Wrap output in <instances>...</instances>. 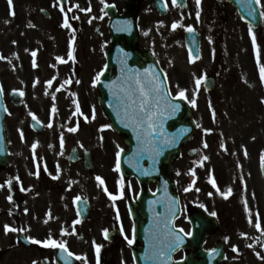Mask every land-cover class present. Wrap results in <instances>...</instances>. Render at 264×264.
<instances>
[{
    "label": "flooded vegetation",
    "instance_id": "flooded-vegetation-1",
    "mask_svg": "<svg viewBox=\"0 0 264 264\" xmlns=\"http://www.w3.org/2000/svg\"><path fill=\"white\" fill-rule=\"evenodd\" d=\"M167 6L171 0H166ZM264 6V0H261ZM151 0H140V28L145 32H154V17L160 22L165 17L151 15L154 9ZM115 5L119 12L126 9L125 0H66L62 4L59 0H8L1 1L3 9L2 25V72L1 80L8 107V124L14 125V130L19 131L18 123L23 121L27 113L24 106L15 107L10 102L11 94L24 95L19 98L28 102L29 109L40 116L45 130L36 133L24 126L26 138H37L39 146L36 149L37 160L34 161L32 152L27 157H12V162L5 169L0 170V264H8L9 242L15 245V236L9 237L4 232V225L23 228L17 231L29 238L41 241L51 236L58 241H65L67 248L76 256H85L86 260H76L78 264H96V251L93 242L101 245L100 264H136L132 250L138 245L133 237L134 219L130 213V203L138 199L141 186L132 177H124L113 169L115 153L107 157L111 160L108 166L99 163L93 149L99 148L100 140L89 144L88 131L83 126L80 115H74L71 109L70 96L85 100L84 85L92 79L88 73V64L96 68L93 79L99 75L105 65V45L99 48H89L90 20L96 23L93 34L102 37L105 29L106 5ZM79 5L76 8L75 5ZM61 5L65 12L60 11ZM146 9L143 10L144 7ZM170 7V6H169ZM71 8V11L68 9ZM90 11H81L88 9ZM143 11V13H142ZM195 0H187L184 7L175 6L168 12L169 24L177 22L184 27L176 32L185 39V29L191 25L201 38V48H208V57L198 66V73L206 70L207 77H212L214 89L206 93L207 96L228 100L239 90L249 91L248 73L257 75L259 87L254 89L263 93V84L259 76V65L253 61L249 67L247 61L227 59V54L242 58L247 53V48H253L249 39V24L242 20L229 3L216 0H201L200 18H196ZM14 12V15L12 13ZM67 14L71 28L62 27L64 15ZM78 17V19H73ZM101 17H103L101 19ZM97 21V22H96ZM264 22V21H263ZM30 25H34L30 26ZM164 29V28H163ZM262 40L257 48H264V24L258 30ZM41 35L44 38L41 41ZM154 36V35H153ZM73 39V57H68L69 41ZM141 48H170L173 39L167 46L154 43V37L149 34L142 37ZM15 41V43H14ZM108 48V47H107ZM235 48V49H233ZM27 49V51H26ZM96 49V54L92 51ZM36 51L38 67L33 68L31 52ZM63 57L66 63H60L56 57ZM162 58L165 54H161ZM199 62V61H198ZM261 65L264 61H259ZM200 63V62H199ZM163 65V64H162ZM178 78L181 89H188L186 73ZM244 76V77H243ZM53 80L49 87L45 82ZM39 81L35 83V81ZM65 80L71 83L64 85L56 91ZM14 90L15 93H14ZM217 94L215 95L216 91ZM80 92V94L78 93ZM53 94L55 100L52 99ZM45 101L47 108L41 110L40 102ZM85 101L80 103V109L86 113ZM55 104L56 113L51 112V105ZM14 116L12 121L8 119ZM50 116H53L51 118ZM77 119H74L75 117ZM73 120L78 125V131L69 132ZM51 123V128L47 125ZM211 129L196 127L194 134L187 144H184L178 155L173 159L171 177L174 181L176 192L180 198L182 210L176 220V227L185 233H192V216L196 212H205L210 217L212 229L207 232L204 239V248L211 250L222 245L225 258L219 264H264V172L262 171L261 156L264 155V126L244 125L245 134L235 136L233 140H226V136L215 135ZM64 138V146L60 147V137ZM15 134H12L14 138ZM255 137V139H253ZM118 141L125 144V136L117 133ZM207 141L211 146V156L208 164V173L202 172L201 157L185 159V150L200 145ZM51 145V147H50ZM91 145V146H90ZM96 145V146H95ZM189 145V146H188ZM223 145V147H221ZM187 146V147H186ZM76 148V151L73 148ZM91 149L92 168L86 166V154ZM245 150L247 155H245ZM75 151V153H73ZM111 151L113 148L111 147ZM62 153V154H61ZM112 156V157H111ZM75 157V161L73 158ZM36 163L41 165L39 176L36 172ZM204 163V162H203ZM46 165V168H45ZM59 166V171L57 170ZM1 169V168H0ZM195 171V177L191 171ZM92 172V177L89 173ZM58 176V179H53ZM100 176L105 181L107 191L117 195L120 191L117 180L123 177V198L111 200L102 186H98L95 177ZM208 176V177H206ZM19 177V180L16 178ZM214 177L219 191L213 188L209 180ZM195 179V184L193 180ZM11 180V185L8 181ZM191 186V187H190ZM154 187L150 182L147 188ZM190 190L185 192V188ZM232 188V194L227 199L222 193ZM24 190H21V189ZM199 189V191H197ZM211 193V195H209ZM11 195L10 202L7 197ZM79 195L84 200H89L91 211L88 219H83L77 212L74 197ZM204 205V207H200ZM28 211L25 213L24 209ZM247 209V211H246ZM215 212L216 215H211ZM11 213V214H10ZM51 214L49 218L48 214ZM117 213L119 220H117ZM259 217L261 229L254 225ZM81 222L74 225V221ZM249 219L252 223H249ZM47 221V223H45ZM121 228L123 229L121 231ZM62 229L64 233H62ZM108 229V239L104 238L103 230ZM244 235H241V234ZM189 236V235H187ZM128 239H134L129 245ZM225 237L228 240H225ZM251 245V247H248ZM233 246L238 251L234 252ZM21 253L17 264H56V251L46 248L42 244L33 247H24L18 244ZM16 250V249H15ZM188 250H180L175 259H183ZM6 254V257H5Z\"/></svg>",
    "mask_w": 264,
    "mask_h": 264
},
{
    "label": "snow or ice",
    "instance_id": "snow-or-ice-1",
    "mask_svg": "<svg viewBox=\"0 0 264 264\" xmlns=\"http://www.w3.org/2000/svg\"><path fill=\"white\" fill-rule=\"evenodd\" d=\"M101 2H103V0H101ZM172 5L173 6H178V0H171ZM9 6H12V0H8ZM196 3V7H197V11H196V18L197 20H199L200 18V6H201V0H195ZM255 3L257 5H260L261 0H255ZM252 0H247V7H248V15L249 16H253L255 13V9L252 8ZM76 8H79V5H75ZM164 7L167 8V4H164ZM72 9L69 8L68 11H71ZM81 11H90L91 9H80ZM60 11L62 13L65 12L64 6L61 5L60 7ZM12 15H14V12L12 13ZM261 17H264V11H262L260 13ZM103 17H101L102 19ZM73 19H78V17H73ZM91 22V21H90ZM33 26L34 25H30ZM62 27L64 28H71V24L69 23L68 20V16L67 14L64 15L63 18V24ZM180 27H184L182 24L177 23V22H173L171 25V29L173 31H175L177 28ZM188 33H193L195 31V29L189 25L186 27L185 29ZM146 34V33H145ZM249 35L252 38V44H253V48L257 49V63L259 65V75H260V80L262 83H264V65H261L259 62V50L257 48V44H256V36L252 30L251 25H249ZM73 40L69 41V52H68V57L69 58H74L73 57ZM15 43V41H14ZM27 51V49H26ZM31 56H32V66L33 68L38 67L37 61H36V56H37V52L36 51H32L31 52ZM0 59H4L3 56H0ZM56 60L60 63H66L67 61L64 60L63 57H56ZM189 62H195V58L192 56L191 50L189 51ZM122 71L128 72L130 73L124 80L123 82V86L120 87L119 93H114V95L118 96V103L123 107V117L122 120L126 121L124 126L125 127H132L134 131L137 132V139L142 141V143L145 145L144 150L145 151H150L153 156H160L163 153V150L165 147H168L172 144L175 143V139L174 138H168L166 136V134L164 133V129H163V119L165 117L166 112H175L178 109V105L172 104L169 101V96L171 95V93H167L164 91V87H163V82L160 80L159 75L155 72H153L151 69H144V72L141 74L138 71L134 74H132V70L131 69H127L126 66H124L122 68ZM100 79V76L97 75L96 78L93 80V84L95 85ZM166 79V77H165ZM206 79V77L204 76H200L198 78L195 79V85L197 90L199 89L200 85L204 82V80ZM39 81H35L34 82V86L35 83H38ZM49 87H51L53 85V80H48L45 82ZM71 83L70 80H65L63 84L60 85L59 88H56V91H60L61 89L64 88V85ZM16 90H14L15 93ZM186 89H182L179 90L178 92V96L180 98H184L186 99ZM3 93V88L2 86H0V94ZM21 97L24 95L23 91H20L18 93ZM55 95L53 94L52 99L55 100ZM262 103H264V99H262L261 101ZM74 104H76V108H75V112L73 113L74 115H80L83 116L85 120H88L87 116H84L83 112L80 109V106L78 104V102L73 101ZM191 105L192 107H196V100L192 99L191 100ZM57 109L55 107V104H53V107L51 109V112L54 114L56 113ZM29 115H31L32 119L34 121H38L37 117L35 114L33 113H29ZM213 118H215V112L213 111ZM92 119H95V109L93 108L92 110ZM53 125L51 123H49L47 125V127L51 128ZM111 125H104L101 127L100 131H103L105 128H110ZM197 127L199 128L200 125L197 124ZM69 132H76L78 131V125L77 127H71L68 129ZM182 131H187V130H182ZM206 132H210V129L205 130ZM20 136L21 139H24V134L23 131H20ZM253 139H255V137H253ZM39 146V142L35 141L32 143L31 145V150L33 153V159L34 161L37 160V156H36V149ZM64 146V138L61 135L60 137V147L63 148ZM51 147V145H50ZM204 147L207 148L208 144L207 142H204ZM221 147H223V145H221ZM121 151L122 150H118L116 152V164H115V168L114 171L117 173H120V155H121ZM62 154V153H61ZM245 155H247V151L245 150ZM209 159L208 156H203L202 160H201V165L203 164V161H207ZM261 160L262 163H264V155L261 156ZM36 172L34 173V175H36L37 177L39 176V172H40V167L41 165L39 163H36ZM46 168V165H45ZM57 170L59 171V166H57ZM191 171V175L193 177H195V171L194 170H190ZM145 175H147L148 173L145 172ZM53 179H58V176H53ZM17 180H19V177L16 178ZM95 179L98 182V186H102L104 188V191L107 193V195L109 196V198L113 201L117 200V199H122L123 198V177L121 176L120 179L117 180V185L118 188L120 189L119 193L117 195H114L110 192L107 191V187L105 186V181L103 180L102 177L97 176L95 177ZM11 180L8 181V184L11 185ZM193 184H195V179L192 182ZM209 183L212 185L213 188H216L217 191H219L218 185L216 183V180L214 177H212L209 180ZM0 187H3L2 185H0ZM191 187V186H190ZM189 188H185L184 191L187 192L190 190ZM21 190H24L23 188ZM197 191H199V189H197ZM232 194V188L229 187L227 188L222 195L224 196L225 199L228 198L229 195ZM209 195H211V193H209ZM7 199L11 202L12 201V196L9 195L7 197ZM74 199V203L75 202H79L82 200V197H80L79 195H77L76 197L73 198ZM200 207H204V205H200ZM25 213H27L28 209L25 208L24 209ZM247 211V209H246ZM169 212L171 213L172 210L169 209ZM11 214V213H10ZM49 218H51V214L49 213ZM211 215L215 216L216 213L212 212ZM117 220H119V214L117 213ZM81 221L79 219H77L76 221H74V225L80 223ZM45 223H47V221H45ZM249 223H252V220L249 219ZM254 227L257 230H262L261 229V223L259 221V217L257 216L256 222ZM164 228H165V233H164V237L163 240L161 241V247L158 248L157 250H155L154 252H152V254L148 257L149 259H156L159 260L161 262V264H164V261L170 259V254L171 252H174L177 248H179V246L184 242V235H191V233H185L183 229H180L179 232H176L173 230V228L171 227V220L168 217L164 218ZM123 229L121 228V231ZM23 232L25 231V229L20 228H14L11 227L7 224L4 225V232L5 234L9 233V232ZM62 233L63 234H67L63 232L62 229ZM180 233H183L184 235H181ZM103 235L105 239H108L109 236V232L108 229H104L103 230ZM241 235H244L243 233ZM125 239H127V242L129 245H132L134 243V239H128L127 237H125ZM225 240L227 241L228 238L225 237ZM31 242L34 244H42L44 247L46 248H52V249H61L64 252L67 253V256L65 257V259H67L68 257H72L74 255V253H72L71 251L68 250L67 248V243L65 241H58L56 239H54L51 234L48 236L47 239L41 241L39 239H35L32 238ZM94 244V248L96 251V264H100V250H101V245L96 244L95 242H93ZM248 247H251V245H248ZM234 252L238 251V249L233 246L232 249ZM216 250L213 249L211 250V252H215ZM257 256L260 257V259H264V256H260L259 253H257ZM77 260H86L85 256H76L75 257ZM33 264H37L36 261H33Z\"/></svg>",
    "mask_w": 264,
    "mask_h": 264
},
{
    "label": "water",
    "instance_id": "water-1",
    "mask_svg": "<svg viewBox=\"0 0 264 264\" xmlns=\"http://www.w3.org/2000/svg\"><path fill=\"white\" fill-rule=\"evenodd\" d=\"M232 3L236 4L239 9V13L243 15L245 19H247L250 23L256 25L260 22V12L257 9V5L255 0H252V8L255 9V13L253 16L248 15V7H247V0H232ZM110 30L113 37V44L114 48L110 50L111 52L108 54V65L107 68L110 69L114 67L116 70V75L114 76L115 83L118 85L123 86V82L125 78L130 74L128 72L122 71L124 66L127 69L132 70V74L136 73H143L144 69H151L153 72L159 75L160 80L163 82L164 91L168 93L166 81L164 80V76L162 75L158 65L152 59L149 54L143 53L134 47L136 41V29L135 28V18L132 14H127L122 18L115 16L113 13V20L110 24ZM108 75L105 77V80L108 79ZM108 83L107 81H105ZM104 91V97L101 99L102 104L105 105L107 110V114L112 119L115 125V116L111 114L109 111L110 107L113 102L110 98H108L107 93ZM108 92V91H107ZM169 101L172 104L178 105V109L173 112H167L165 114V118L168 116L171 118L169 120V134L172 135H179L178 143L182 142V140H186L190 135L193 129V123L190 120V110L187 105L179 99H172L169 96ZM5 117V107L3 103L2 94H0V164L4 163L6 160V152H5V143H4V118ZM164 125V123H163ZM187 130V131H182ZM130 148L132 149L133 144L130 142ZM139 150V147H134L132 152L127 155V157H135L136 152ZM145 151V150H144ZM172 152H176L173 150V145H170V149L168 155L164 157L162 153L160 156H153L150 151H145L142 160L138 162H130V159H126L127 157L122 158V168L124 171L133 173L137 175V177L141 180V182H147L149 179H153L157 181V192L155 194L145 193L142 195V205L140 208H135V214L137 220L139 221L137 233L139 238L146 241L148 240V246L145 248H141L137 252V261L139 264H161L159 260L156 259H149L148 257L160 248L161 241L163 237L161 236V230L164 228V218L168 217L171 220V227L173 228V222L176 218L177 214L180 211L179 208V201L174 194V188L169 180L168 175L166 174V168L164 166V162L170 160V155L173 154ZM148 162L146 166L144 161ZM147 172L148 174L145 175L144 173ZM169 209L172 212H169ZM140 210V211H139ZM206 216L203 214H196L193 218V225H194V237L191 240L184 241L181 245H187L188 247L196 246L198 247L197 253H200L203 256L201 261H197L195 259H189V264H215V261L209 253H206L202 250V239L205 230L207 229L208 224L206 220ZM149 223L151 227L158 226L160 227L158 231L159 239H151L148 238V228ZM146 237V238H145ZM186 246V247H187ZM175 252V251H174ZM170 254V259L164 261V264H171L173 253ZM179 264H184L183 262H179Z\"/></svg>",
    "mask_w": 264,
    "mask_h": 264
},
{
    "label": "rangeland",
    "instance_id": "rangeland-1",
    "mask_svg": "<svg viewBox=\"0 0 264 264\" xmlns=\"http://www.w3.org/2000/svg\"><path fill=\"white\" fill-rule=\"evenodd\" d=\"M1 3V0H0ZM0 13H1V4H0ZM0 18H2V14H0ZM0 24H1V19H0ZM94 24L90 25L89 28V48H98L99 45L101 46L102 44L106 46L108 44V35L105 34V38H96L93 36V30H94ZM1 27V25H0ZM0 34H1V28H0ZM44 38L41 35V41ZM0 45H2L1 41V35H0ZM1 46H0V55H1ZM259 50V60L262 59L264 60V55L261 54L260 48ZM168 51L170 52V60L169 65H168V71H169V79L172 82V88L176 90V93H178L177 90H182L181 86L179 85V77L182 76V74H179L180 72L178 69L180 68L183 71H186V76H187V81L189 83V89L186 92V99L191 105V100L195 99L196 100V107H192L193 109V116L195 120L198 121V124L200 126H203L202 129L205 127L211 128L214 130V126H217L218 132H215V135H223L227 137V140L230 141V138H233L235 136H243L245 134L244 130V125H256V124H263L264 125V111L261 112V105L259 103V96L256 91H251L245 93L244 90H242L239 94L238 97L240 98H233L229 102H223V101H216L217 108H219L220 114L215 115V118L210 115L211 108H208V101L205 97L204 90L201 88V85L199 89L197 90L196 85H195V79L197 78V75L192 73V71H198L197 65H193L192 63L187 64L188 57L186 56V51L184 48H169ZM263 51V48H262ZM96 54V49L92 51ZM244 56L239 58V60L247 61L249 67L253 66L250 64L252 60L257 61V49L251 48V50L248 48L247 53L243 54ZM246 56V57H245ZM234 60L233 57H231V60ZM2 61L0 59V71H2ZM88 67V66H87ZM195 68V69H194ZM96 71V68L92 67V64L89 63L88 67V73H90V76ZM251 70H249V80L254 81L256 79V75L251 74ZM191 76V77H190ZM250 83V82H249ZM250 89L256 88L257 85V79L255 82V85H252L250 83ZM80 94V92H78ZM84 93L87 97L86 103L87 104V116H88V122L89 126L93 125L96 131H100L101 128L98 129L99 125H107L108 120L106 118L100 117L98 113H100V107L97 104V98L96 96L98 93L94 90L93 84H86L84 85ZM80 99V98H79ZM73 101H76L73 97L71 100V104L74 106L75 104ZM192 106V105H191ZM41 110H45L47 108L46 104L42 101ZM93 108L95 109V119H92V110ZM30 110L28 109V102H26V113H29ZM12 121V119H11ZM26 122H21L20 125L25 124ZM89 128V127H88ZM91 131V128H89ZM94 130V129H93ZM94 130V133H95ZM112 133L110 132L109 128H105L103 131H101V139L100 141L105 144V143H112L113 141V136L111 135ZM97 132L96 134L88 139L89 144L94 143L97 139ZM204 142L203 141L199 146H200V156H208L209 159L207 161H203L202 165V172L204 174H207L208 172V164L210 161V156H211V151L212 146L207 142L208 147H204ZM93 145V144H92ZM91 146V145H90ZM94 155H96L97 160L99 163H103L104 165L108 166V163L111 162V160H108L107 157L112 154L113 151H111V147L108 145V147H104L100 145V148H95L93 149ZM110 153V154H109ZM112 157V156H111ZM207 177V176H206ZM2 247L4 248L5 245L4 243L1 244ZM14 253V255H12ZM20 250H15L13 252H9L7 256L9 255V264H17V258H19L20 255ZM6 257V254H5Z\"/></svg>",
    "mask_w": 264,
    "mask_h": 264
}]
</instances>
